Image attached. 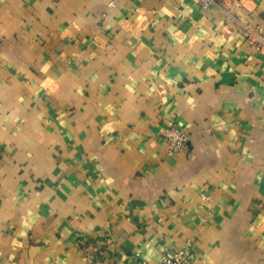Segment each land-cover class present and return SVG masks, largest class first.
<instances>
[{"label": "crops", "instance_id": "1", "mask_svg": "<svg viewBox=\"0 0 264 264\" xmlns=\"http://www.w3.org/2000/svg\"><path fill=\"white\" fill-rule=\"evenodd\" d=\"M258 26L264 0H0V264H264Z\"/></svg>", "mask_w": 264, "mask_h": 264}, {"label": "built area", "instance_id": "2", "mask_svg": "<svg viewBox=\"0 0 264 264\" xmlns=\"http://www.w3.org/2000/svg\"><path fill=\"white\" fill-rule=\"evenodd\" d=\"M214 5V0H202V8L208 9ZM112 6V4H110ZM247 42L255 47L259 52H264V32L261 27L251 28L247 33ZM164 141L169 154L181 153L187 150L189 136L187 132L176 123H171L166 130ZM143 264H195L186 254L185 249H181L174 254H166L155 262H144Z\"/></svg>", "mask_w": 264, "mask_h": 264}]
</instances>
